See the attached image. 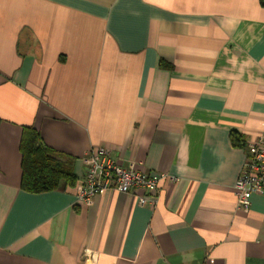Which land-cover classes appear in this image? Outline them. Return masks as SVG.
Segmentation results:
<instances>
[{
    "label": "crops",
    "instance_id": "0c3cea01",
    "mask_svg": "<svg viewBox=\"0 0 264 264\" xmlns=\"http://www.w3.org/2000/svg\"><path fill=\"white\" fill-rule=\"evenodd\" d=\"M0 120V264H264V194L235 192L264 132V0H0ZM26 126L78 183L95 146L165 174L157 204L23 190Z\"/></svg>",
    "mask_w": 264,
    "mask_h": 264
},
{
    "label": "built area",
    "instance_id": "2783aa9c",
    "mask_svg": "<svg viewBox=\"0 0 264 264\" xmlns=\"http://www.w3.org/2000/svg\"><path fill=\"white\" fill-rule=\"evenodd\" d=\"M85 173L79 179L77 200L91 204L96 194L108 190L130 193L138 204L155 206L159 199V182L165 174H153L135 169L134 164H121L111 150L95 146L83 157ZM238 207L247 209L255 194H264V132L246 145L244 168L235 183ZM93 259V256L90 257Z\"/></svg>",
    "mask_w": 264,
    "mask_h": 264
},
{
    "label": "trees",
    "instance_id": "16d2710c",
    "mask_svg": "<svg viewBox=\"0 0 264 264\" xmlns=\"http://www.w3.org/2000/svg\"><path fill=\"white\" fill-rule=\"evenodd\" d=\"M234 143L242 145L236 135ZM20 148L23 190L41 193L63 187L74 188L78 184L74 158L44 144L39 131L33 126L24 127Z\"/></svg>",
    "mask_w": 264,
    "mask_h": 264
}]
</instances>
